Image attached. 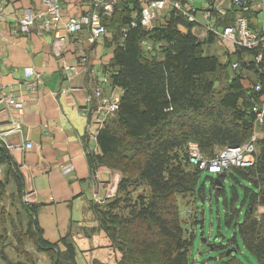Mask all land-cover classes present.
I'll list each match as a JSON object with an SVG mask.
<instances>
[{
    "label": "trees",
    "instance_id": "1",
    "mask_svg": "<svg viewBox=\"0 0 264 264\" xmlns=\"http://www.w3.org/2000/svg\"><path fill=\"white\" fill-rule=\"evenodd\" d=\"M104 22L113 31L110 79L123 93L116 111L98 131L101 153H92L90 159L95 168L105 164L119 170L121 178L114 196L102 203L93 199L98 225L91 231H105L121 254L117 264H190L195 233L183 217L179 198L196 202L208 196L202 181L205 168L192 160L190 143L198 144L204 158H212L226 146L249 141L258 130L253 165H233L217 172L218 180L209 174L206 178L211 179V193L225 195L226 222L234 226L228 244L213 247L225 249L240 236L264 264V212L258 211L264 205V123L257 125L254 111L255 103L264 99V65L256 60L257 50H237L239 65L233 67V60L222 61L209 50L215 33L198 37L192 30L195 23L176 9H170L164 21L146 27L138 0H120ZM247 54L250 60H245ZM258 82L260 90L255 89ZM3 164L0 211L10 183L18 194L27 192L11 148L0 136ZM226 177L232 180L231 199ZM237 183L243 189L242 221ZM21 209L27 218L26 231L18 240L23 256L14 260L8 254L5 228L0 231V264H37L33 252L25 249L26 241L44 252L51 264L78 263L72 230L52 241L37 218L36 202L24 200ZM197 222L196 218L193 225ZM222 264L245 263L230 254Z\"/></svg>",
    "mask_w": 264,
    "mask_h": 264
},
{
    "label": "crops",
    "instance_id": "2",
    "mask_svg": "<svg viewBox=\"0 0 264 264\" xmlns=\"http://www.w3.org/2000/svg\"><path fill=\"white\" fill-rule=\"evenodd\" d=\"M257 1L253 0L250 17L253 26L263 30L264 5H255ZM62 4L67 15L79 14L88 7L85 0H62ZM28 5L41 7L42 1L8 0L0 12V100H3L0 101V135L9 143L24 144L21 148L12 147L11 152L24 177L26 191L34 193L37 218L45 236L56 241L72 230L77 262L80 255L88 264H95V260L117 264L121 254L111 246L105 231H91L98 225L91 203L95 192L103 199L117 193L121 172L105 164L95 168L91 162L90 155L101 153V149L97 138L89 133V126L96 127L97 123L95 104L87 100L99 84L111 101L119 103L122 96V88L112 83L108 69L114 50L110 44L113 31L108 27V33L94 42L87 41L88 28L71 33L62 30L64 36L58 37L54 30L41 28L39 20L30 31H22L18 18ZM168 11L160 9L158 15L164 17L156 16L153 25L164 21ZM199 16L204 19L202 12ZM192 30L200 38L209 36L203 20ZM214 43L224 47L222 52L226 56L228 45L222 44L217 36ZM80 46L90 55L88 69L83 66ZM68 65L77 67L79 72H71ZM26 67L41 73L42 82L35 89L30 87L35 78L25 75ZM8 95L26 98L22 112L4 99ZM17 121L21 130L7 132ZM27 143L32 146H26ZM4 169L5 165H0L1 176ZM258 211L264 212V205H259ZM48 226L56 235H49ZM86 237L90 240H83L80 246L78 239Z\"/></svg>",
    "mask_w": 264,
    "mask_h": 264
},
{
    "label": "built area",
    "instance_id": "3",
    "mask_svg": "<svg viewBox=\"0 0 264 264\" xmlns=\"http://www.w3.org/2000/svg\"><path fill=\"white\" fill-rule=\"evenodd\" d=\"M8 0H0V12L5 8ZM41 7L28 5L24 8L23 13L18 18V27L22 31H30L35 27L36 22L40 21L43 29L54 30L58 37H63L62 30L67 33L78 32L83 28L89 29L87 41L94 42L99 37L108 33V26L104 22L105 17H110L115 11L116 0H85L88 6L79 14L67 15L64 11L62 0H41ZM141 5L142 23L151 28L153 26V18L157 16L160 9H176L184 14L190 21L195 24L205 22V30L215 33L218 40L228 45L230 50L236 51L241 48H251L257 50L256 60L264 65V25L263 30H259L253 26L250 14L254 11L253 0H138ZM263 6L264 1L258 0L255 4ZM199 12H202L204 19H201ZM232 12V16H230ZM231 17V20L228 19ZM264 22V17H263ZM135 24V23H133ZM150 46L146 43V46ZM83 66L88 69L90 63V55L84 46H80ZM234 67L239 65L238 61L232 63ZM67 69L73 73L79 72V69L73 65H68ZM25 75H33L35 83L30 86L32 89L42 82L41 73L33 67L24 69ZM256 90L261 89V83L255 85ZM65 91V89H64ZM7 102L19 111H23L26 104L24 96L15 97L8 95L4 97ZM87 100L94 103L93 112L96 116V127L89 126V133L92 137L97 138L98 131L104 126L107 119L112 115L119 103L111 101L106 95L102 84L97 85L94 90L87 96ZM0 101H3L2 99ZM254 111L257 114V125L264 123V99L254 105ZM13 130H21L19 121ZM259 131H255L252 138L237 146H226L219 150L212 158H204L201 155L198 144L190 143L191 158L193 161L199 162L202 168L208 169L210 172H219L233 165L250 166L256 159V138ZM2 137V135H0ZM9 148H21L23 143H9L5 141ZM31 147L32 144H25ZM33 191L29 190L25 194V200L33 201ZM93 199L96 202H103V198L95 192ZM187 209L182 212L187 214ZM190 211V209H188Z\"/></svg>",
    "mask_w": 264,
    "mask_h": 264
},
{
    "label": "rangeland",
    "instance_id": "4",
    "mask_svg": "<svg viewBox=\"0 0 264 264\" xmlns=\"http://www.w3.org/2000/svg\"><path fill=\"white\" fill-rule=\"evenodd\" d=\"M157 16H159L160 19H163L164 17L163 14H157ZM153 21L156 22L155 17L153 18ZM145 43L148 42L145 41ZM209 50L217 52L222 61H227L228 58L233 60V62L237 61L235 54L237 50L232 51L228 49L227 55L223 56L225 49L223 46L220 48L218 43H214L212 48ZM251 58L252 56L249 54L245 56V60H250ZM244 82L245 84H249L247 79H245ZM207 174L212 175L214 178L218 176L217 172L209 173L207 170L203 169L202 181L205 183L208 194L206 199L200 197L195 202L193 198H191V200H189V198H179L181 210L183 211L187 209V214L182 212V214H185L183 217L188 220L187 225L190 228L189 230H193L195 233L193 245L190 251V264H222L223 261L228 259L230 254L235 255L245 264H260L255 255H253V253L244 246L240 236L237 237V242L232 246H228L225 249L220 247L213 248L214 244H223L224 246L228 244L229 239L234 234V226L226 222L227 210L225 195L217 197L214 193H211V179L206 178ZM225 184L227 188V197L231 199L233 192L232 180L229 177H226ZM237 186L240 191V199L236 202V206L240 209L239 218L240 221H242L245 212V207L242 204L243 189L239 183H237ZM24 200L25 193L24 195L18 194V192L15 191L14 183H10L2 200V208L0 211V231L2 232L5 228L7 229L9 236L6 241V250L10 257L14 260L23 256V253L21 252L22 245L18 240L21 235L23 236V232L26 231V213L21 209L22 202H24ZM188 209H190V211ZM194 213L198 216V222L193 225L194 219L197 217ZM48 231L49 235H52L55 230L52 229L51 226H48ZM53 235H56V233ZM86 238L87 239H78L80 246H83V240H90V238ZM204 239H207V241L204 242ZM208 243L210 245H208ZM237 245L239 247L238 249ZM230 248H236V250L234 249L230 252V254H227V251ZM25 249L33 252L35 262L37 264H51L48 256L44 252L37 251L31 241H26ZM78 262V264H88L84 258L80 257V255L78 256Z\"/></svg>",
    "mask_w": 264,
    "mask_h": 264
},
{
    "label": "water",
    "instance_id": "5",
    "mask_svg": "<svg viewBox=\"0 0 264 264\" xmlns=\"http://www.w3.org/2000/svg\"><path fill=\"white\" fill-rule=\"evenodd\" d=\"M216 180H218V177H216ZM207 241V239H204V242H206ZM208 245H210L209 243H208ZM236 250V248H230L228 251H227V254H230V252L231 251H233V250Z\"/></svg>",
    "mask_w": 264,
    "mask_h": 264
}]
</instances>
